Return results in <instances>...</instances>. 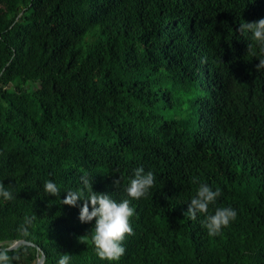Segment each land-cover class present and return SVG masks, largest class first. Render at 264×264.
<instances>
[{"label": "trees", "instance_id": "1", "mask_svg": "<svg viewBox=\"0 0 264 264\" xmlns=\"http://www.w3.org/2000/svg\"><path fill=\"white\" fill-rule=\"evenodd\" d=\"M262 18L264 0H0V249L39 248L10 264H264V46L237 31ZM82 176L134 209L118 261L61 202ZM200 183L237 213L218 235L186 214Z\"/></svg>", "mask_w": 264, "mask_h": 264}, {"label": "clouds", "instance_id": "2", "mask_svg": "<svg viewBox=\"0 0 264 264\" xmlns=\"http://www.w3.org/2000/svg\"><path fill=\"white\" fill-rule=\"evenodd\" d=\"M238 32H251L252 39L259 45L264 46V18L255 22H245L240 24ZM264 51V47L261 49ZM248 52L252 51V45L248 44ZM255 55V53H252ZM264 68V59L259 60L257 69ZM81 181L85 189H91L90 194L85 199L81 191H68L62 204L71 207H79V220L81 223H90L95 220L94 234L92 241L96 248L97 255L101 260L118 261L125 254V247L122 241L126 234H132L129 218L133 216L134 209L130 207V201L124 199L117 202L109 194L93 191L92 184L87 176H82ZM119 179H114L113 184L117 185ZM156 182L155 175L149 171L145 172L143 167L134 170V178L130 181V186L126 191L130 198L140 199L145 197L149 189ZM194 182L195 178H194ZM44 191L53 196H59L61 190L55 182L48 180L44 183ZM221 195V190H213L208 184L200 183L196 195L188 203L186 214L190 219L195 220L198 214H203L205 220L203 225L207 228L210 236L218 235L222 227L229 225L230 221L236 219L237 213L230 207L216 208L214 214L209 212V207L215 204L216 199ZM0 197L5 200L14 199L13 192L0 182ZM78 201H83L80 206ZM11 249H0V264H10L9 256ZM70 256L64 254L58 260V264H69Z\"/></svg>", "mask_w": 264, "mask_h": 264}, {"label": "water", "instance_id": "3", "mask_svg": "<svg viewBox=\"0 0 264 264\" xmlns=\"http://www.w3.org/2000/svg\"><path fill=\"white\" fill-rule=\"evenodd\" d=\"M21 244H29V245H33V246H35L37 249H39L37 245L33 244V243L30 242V241H26V240H23V239H20V240H16V241H14L13 243H11V244H10L8 247H6V248H7V249H14V248H16L17 246H19V245H21ZM43 259H44V254H43V252H41L39 258H38L37 261H36V264H42Z\"/></svg>", "mask_w": 264, "mask_h": 264}]
</instances>
